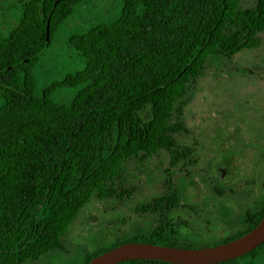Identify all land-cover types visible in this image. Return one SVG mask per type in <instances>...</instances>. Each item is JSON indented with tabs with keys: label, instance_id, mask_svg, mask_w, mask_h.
<instances>
[{
	"label": "trees",
	"instance_id": "trees-1",
	"mask_svg": "<svg viewBox=\"0 0 264 264\" xmlns=\"http://www.w3.org/2000/svg\"><path fill=\"white\" fill-rule=\"evenodd\" d=\"M85 1L21 0L18 26L0 34V264L64 250L91 200L126 204L150 164L197 165V144L181 138L191 135L185 112L208 62L263 42L264 0H124L116 21L70 38L84 67L38 94L40 59ZM63 89L78 92L61 103L54 94ZM170 168L162 192L135 210L156 220L153 229L98 249L86 264L130 242L195 248L175 237L180 224L172 215L184 206ZM263 217L264 202L260 218L239 236Z\"/></svg>",
	"mask_w": 264,
	"mask_h": 264
},
{
	"label": "rangeland",
	"instance_id": "rangeland-1",
	"mask_svg": "<svg viewBox=\"0 0 264 264\" xmlns=\"http://www.w3.org/2000/svg\"><path fill=\"white\" fill-rule=\"evenodd\" d=\"M21 0H0V34L18 26ZM124 0H87L74 7L70 19L56 33L35 69L37 93L84 67L82 58L69 44L73 35L84 34L99 24L116 21ZM252 4L246 0L245 5ZM262 46L238 56L212 58L199 79L198 91L185 112L191 135L185 145L196 147L198 164L181 169L152 163L141 177L139 190L126 204L93 198L83 209L63 241L64 250L48 253L26 264H86L100 248L135 236H145L156 224L139 217L138 204L162 192L163 172L170 168L180 187L183 209L174 213L181 239L194 240L198 230L206 234L201 244L219 243L232 229V214L206 215L205 226L196 215L206 212H254L264 201V34ZM77 89L58 90L54 98L71 101ZM4 101L0 97V107ZM222 172V173H221ZM180 220H179V219ZM184 222L188 224L183 225ZM203 226V227H202ZM185 227V228H183ZM204 230V231H205ZM209 231V233H208ZM227 235V234H226ZM245 264H258L257 261Z\"/></svg>",
	"mask_w": 264,
	"mask_h": 264
},
{
	"label": "water",
	"instance_id": "water-1",
	"mask_svg": "<svg viewBox=\"0 0 264 264\" xmlns=\"http://www.w3.org/2000/svg\"><path fill=\"white\" fill-rule=\"evenodd\" d=\"M47 41H49V33ZM262 244H264V218L242 237L218 246L185 249L130 242L93 258L89 264H121L137 260L159 261L168 264H219L239 259Z\"/></svg>",
	"mask_w": 264,
	"mask_h": 264
},
{
	"label": "flooded vegetation",
	"instance_id": "flooded-vegetation-1",
	"mask_svg": "<svg viewBox=\"0 0 264 264\" xmlns=\"http://www.w3.org/2000/svg\"><path fill=\"white\" fill-rule=\"evenodd\" d=\"M262 206H263V204L260 205V206H258L257 209L254 212H250L251 210L250 211L243 212V213L242 212H227V213L226 212H206V213H204L205 214L204 216H202V215H200V216L199 215H196V218H199L200 219L199 221L201 223H203L204 226H205V224L207 222V220L205 219V216L206 215H210V219H211L213 217H220L218 215H227L228 213H231L232 214V218H231L232 219V221H231L232 229H231L230 232H227L226 233L227 235L225 234L222 237V240L219 243L206 242V244H201L202 243L201 240H203L201 238L204 237L205 234H206L205 233L206 232L205 227L202 228V233H200L199 230H198V233L196 234L197 236H196V238L194 240H191L190 241V240H187V239H181V238H179L181 236L180 235V232H179L180 228L176 230L175 237L179 241L189 242L192 246L195 247L193 249L209 248V247H214V246H218V245H221V244H225L227 242H230L232 240H235V239L240 238V237L243 236V235L242 236H239V234L240 233H245L247 231L246 229L248 227L252 226L256 222V219L260 218ZM174 213H176V212H174ZM174 213L172 215V219H173V222L175 224L174 217H173L174 216ZM211 216H213V217H211ZM187 224H188L187 222H184L183 223V225H185V226ZM183 228H185V227H183ZM208 233H209V231H208ZM254 261H257L258 264H264V244H262L261 246H259L257 249H255L251 253H249V254H247V255L239 258V259L230 260V261L223 262V263H219V264H245L247 262H254Z\"/></svg>",
	"mask_w": 264,
	"mask_h": 264
}]
</instances>
